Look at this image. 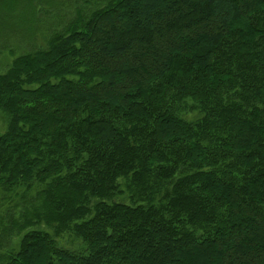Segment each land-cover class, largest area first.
Listing matches in <instances>:
<instances>
[{
	"label": "trees",
	"instance_id": "16d2710c",
	"mask_svg": "<svg viewBox=\"0 0 264 264\" xmlns=\"http://www.w3.org/2000/svg\"><path fill=\"white\" fill-rule=\"evenodd\" d=\"M69 1L0 73V264H264V0Z\"/></svg>",
	"mask_w": 264,
	"mask_h": 264
},
{
	"label": "rangeland",
	"instance_id": "374dc122",
	"mask_svg": "<svg viewBox=\"0 0 264 264\" xmlns=\"http://www.w3.org/2000/svg\"><path fill=\"white\" fill-rule=\"evenodd\" d=\"M60 1L65 3L66 7L59 5V0L52 2V4L51 2L42 4L41 11L37 14L38 20L36 23L35 20L32 21V18H30V21L27 20L28 24L24 23L25 20L23 19L7 20L6 22H4V19L0 20V73L6 71L7 66L11 64L15 56L42 47L45 39L61 27V22L68 20V13H74V10L70 9V6L76 7L73 1ZM27 25L33 28H28ZM36 32L37 34H35ZM6 129V121L3 115L0 114V132L4 133ZM63 243L67 244V241L65 240Z\"/></svg>",
	"mask_w": 264,
	"mask_h": 264
}]
</instances>
